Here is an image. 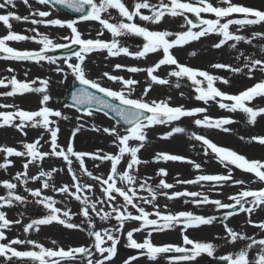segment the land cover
<instances>
[{
  "label": "snow or ice",
  "instance_id": "snow-or-ice-1",
  "mask_svg": "<svg viewBox=\"0 0 264 264\" xmlns=\"http://www.w3.org/2000/svg\"><path fill=\"white\" fill-rule=\"evenodd\" d=\"M35 2L44 8L33 9L30 0H22V3L30 9L28 15L21 16L14 11L0 13V24L6 29V34L0 36V54H3L0 55V60L46 62L48 65L54 66L51 71L63 74V79L59 83H63L70 74L80 87L72 92V104H66L64 107H73L77 112L83 109L84 115L88 117L99 113H103L104 116L113 113L115 117H118V123L122 122L127 127L123 130V134L116 125L98 127L93 124L91 127L92 131L101 132L113 138L111 143L118 149L115 154L105 152L103 149H97L94 152L75 150L73 141L77 133L84 129L83 124H78L73 128L66 145L61 146L58 142L59 127L54 118L67 120L68 117L62 111L48 106L52 99L49 93L50 80L37 77L31 81H21L15 75L10 78H0V88L11 87L10 91L0 92V95L8 97L23 96L26 93L40 95L38 110L29 111L16 105L0 104V109H13L12 111H0V128L11 127L25 136L27 135L25 129L28 127L42 128L44 133L50 135V139L47 141L50 146L49 151L40 150L42 147L40 140L44 133L33 142H23L22 151L7 145H0V154H3L0 169L6 170L12 164L10 157L24 158L25 161L22 165L23 171L17 172L12 180H0V187L7 192L6 195H0V258H2L0 264H14V260L28 261L29 264H73L78 257L86 260V264H112L118 254L121 236L126 237L125 247L138 250L137 255L129 256L123 261V264H135L141 257L146 258L152 264H155L160 258L168 260L169 264H179L182 261L193 264L202 254L213 257L218 246L212 242L194 240L185 233L189 229L210 226L214 223L221 224L225 232L224 236H218L216 239L223 240L225 244L232 246L243 242L237 251L219 256L220 260L225 264H264V236L250 237L243 232L234 230L227 223L230 217L246 213L247 224L264 233V220L259 222L251 220V216L257 209L264 211V187L259 189L244 187L228 197L231 203L211 199L203 192L188 191L187 189L168 191L174 189L177 184H201L202 182H208L212 188L224 187L229 184L231 186L245 185L244 180L234 178L233 168L230 166L252 174L253 179L248 183L264 184V160H249L231 149L218 146L203 135L192 133L190 138L202 143L204 155L214 154L217 162L223 164L227 169L226 174H200L196 175L194 179H177L173 184L164 179L168 175L167 170L160 168L156 172V175L160 177L159 182L153 186L149 183L151 177L139 176V166L147 164L149 161L141 160L138 155L148 142L149 129L156 125H173L174 122H178L182 118H195L199 114L207 112L204 107L172 106L169 102L171 97L166 100H147L146 97L154 84L170 85L171 83L169 79L162 78L157 74L161 66H175L167 73V76L177 79L178 82L174 85L176 88L180 87L181 79L187 78L196 93L194 98L197 101H202L204 104L214 101L221 109L242 111L246 114L249 124H255L258 117L264 116V107L249 106L256 98H264V79L238 94H228L215 87L214 84L219 81L228 85L230 84L229 79L181 64L171 51L212 34L220 37L218 42L212 44L215 49H221L225 45L236 49L240 42L251 44L252 39L264 38V33H253L251 38L238 33L249 25H264V10L234 3L233 0H217L216 4H213L211 0H158L157 3H153L152 0H132L130 6L125 0H35ZM55 5L70 9L79 13L80 16L78 19L67 20L51 18L52 12L45 9H51ZM15 7L16 0H0V9ZM112 10H115L118 15L114 17ZM143 10H147L148 14H145ZM188 14H192L195 21L190 19ZM202 14H208L214 18H206ZM237 15L241 18H235ZM166 17L181 18L180 28L183 30L177 32L167 29L150 30L146 26L158 25ZM137 18L144 22L143 25L136 22ZM12 21L32 25L33 27L25 31L35 33V35H25L13 31ZM81 22H96L101 26L96 32V38H85L78 29ZM39 25L67 30L68 34L60 38L64 43L56 42L50 36L40 33L36 27ZM232 26H236L235 32L230 30ZM105 30L111 34L110 40L102 39ZM130 35L143 38L144 44L140 50L131 52L128 47L122 45L120 38ZM23 41H32L40 47L35 51L19 50L9 44V42ZM230 41L233 43L229 44ZM73 46H78V50L68 56L57 57L48 54L57 49H68ZM105 52L106 60L121 55L143 60L149 54L160 52H162V57L147 67L127 66L120 63L113 65V72L122 70L130 74L146 73L149 82L143 87L140 96L134 97L133 94L140 81L131 76L125 78L108 71L102 72L97 78H90L88 75L86 62L89 55ZM261 52H264V47L261 48ZM188 54L196 55L195 52ZM242 55L243 53H241ZM236 58L240 59V56ZM244 61L243 68H247L246 75L249 79L253 78L256 71L264 73V58L244 56ZM64 66L70 72H66ZM210 67L224 69L234 74L243 72V68L233 67L230 64L215 63ZM6 71L13 72L14 69L9 67ZM25 75L27 76V73ZM105 78L120 87L114 89L104 86L101 81ZM37 81H39V87L34 86ZM180 95L183 96V93L181 92ZM217 98L219 99L217 100ZM223 101L232 103L228 104ZM76 119L79 121L81 117L77 116ZM192 122L197 127L216 128L229 132L230 129L226 125H230L234 121L230 118L213 119L208 115H203L202 119L195 118ZM185 132L184 127L176 125L160 138L168 139ZM241 139L245 138L241 137ZM247 142H255L264 146V136H252L248 138ZM46 157H56L64 162L67 173L71 177V184L65 183L59 187L49 184L48 181L52 178L53 173L63 169L52 168L50 171L41 169L38 175H29L30 165L37 160L43 161ZM86 157L94 162L99 161L100 164L109 162L110 169L107 174L95 175L88 170L85 162ZM122 161L126 164L123 170L120 168ZM159 161L187 163L196 171H201L200 163L181 155L157 152L152 162ZM74 162L78 164V169L73 167ZM100 164H96V167L99 168ZM77 171L96 183H82ZM13 180L16 182H12ZM30 180L39 182L41 187L28 188L27 184ZM18 184L25 186L24 191L32 197V202L43 206L46 210L45 215L32 219L26 224H22L21 219L10 220L7 217V213L3 209L11 208L16 203L26 204L29 202L28 197L17 194ZM96 186L100 188V196L90 198L84 195L85 192H92ZM49 188L53 192L75 199L81 204L78 215L83 219L80 223L73 222V215L76 214L71 213L68 209L56 207L60 201L44 193V190ZM144 192L147 193V196L141 195ZM158 196H163L168 200L185 198V204L192 203L197 207L210 205L214 206L217 212L222 209L234 211H226L222 216L196 215L190 211L161 212L155 203ZM145 204L152 205L153 211H146L143 206ZM105 205L110 210H105L103 207ZM94 216L105 223L113 220L116 223L110 227L97 229ZM127 222H139V226L125 233ZM53 223L67 229L86 231L87 236L91 238V243L88 246L82 245L65 249L57 246L56 241H52L54 247L49 248L29 238L30 232H39L41 226ZM84 224L87 225L86 229L82 226ZM12 225H21L24 233L23 239L18 236L12 239L7 237L6 230ZM177 225L181 226L182 244L158 245L153 242V233L172 230ZM141 232H146L147 235L138 242L134 238V233ZM22 245L31 247L27 250H19L17 246ZM94 253L98 254V258ZM169 253L181 255L169 257L166 255Z\"/></svg>",
  "mask_w": 264,
  "mask_h": 264
},
{
  "label": "rangeland",
  "instance_id": "rangeland-1",
  "mask_svg": "<svg viewBox=\"0 0 264 264\" xmlns=\"http://www.w3.org/2000/svg\"><path fill=\"white\" fill-rule=\"evenodd\" d=\"M125 2L130 6L132 4V0H125ZM153 3H157L158 0H152ZM213 4H216L217 0H211ZM234 3L243 4L245 6L258 8L261 10H264V0H233ZM30 3L32 4L33 9L38 8H44V6L38 5L35 0H30ZM50 10L52 12L51 18H59L62 20L67 19H73L69 18L68 16L56 12L54 9H45ZM6 11H14L17 14L24 16L28 15L30 12V9L26 7L22 0H16V7L15 8H9V9H0V13L6 12ZM145 14L147 13V10H143ZM112 15L115 17L118 14L115 12V10H112ZM205 15L206 18H214L208 16V14H202ZM168 18L171 19V17H166L162 23L158 25H146L150 28V30H170L173 32L181 31L183 29L181 28H172V25L169 24ZM235 18H241L240 16H236ZM178 20L179 25L182 23L181 18H172ZM114 22V21H113ZM136 22L138 24H142L144 22L139 21L137 18ZM168 22V23H166ZM13 25V31L25 35H35V33L26 32L25 30L33 27L32 25L28 23L23 22H16L12 21ZM38 28V31L40 33H43L45 35L50 36L54 41L64 43L63 40L60 38L64 35L68 34V31L65 29H59L56 27H45L44 25L36 26ZM100 25L96 22H81L78 25L79 31H81L85 38H96V32L100 29ZM197 30V29H194ZM231 31H236V26H232ZM261 32L264 33V25L257 24V25H249L245 28L241 29L238 34L244 35L248 38L252 37L253 33ZM6 34V29L0 24V36ZM138 36H125L121 37V43L123 46H126L129 48L131 52H136L140 50L143 45H137L133 46L131 45V41L134 40ZM143 39L142 37H139ZM104 40H110L111 34L108 33L105 30V35L102 37ZM220 37H218L215 34L209 35L207 37H203L200 40L192 41L191 43L184 45L182 48H174L172 49L173 55L178 59V61L181 64L187 65L189 67L205 70L208 71L210 74H213L214 76L224 77L230 80V84L225 85L223 83H220L219 81H216L214 86L220 89L221 91L228 93V94H238L240 91L245 90L248 87H251L256 82H258L261 79H264V73H261L259 71H256L254 73V76L252 79H249L246 75L247 68H243L244 66V56L253 57V58H264V52H261V48L264 47V38L258 37L255 39H252L251 44L240 42L237 44L236 49L230 48L228 45H225L221 49H215L212 47V44L218 42ZM233 43V42H229ZM10 46L19 49V50H38L39 45L32 41H23V42H9ZM195 52L196 55L190 56L188 53ZM241 53L243 55L241 56ZM49 55L62 57L57 54H55V51L48 53ZM3 55V54H0ZM106 56L105 53H93L90 54L87 62H86V68L88 69V75L90 78H97L102 72L108 71L114 75H121L125 78H128L131 76L132 78L140 81L139 85L136 86V92L133 94L134 97L140 96L143 87L149 82L146 78V73L144 72H138L135 74H130L126 71L118 70L113 72V65L120 63L127 66H138V67H147L152 65L154 62H156L159 58L162 57V52L160 53H153L149 54V56L146 59L143 60H136L131 57L127 56H118L114 58L105 59ZM240 56V59H237L236 57ZM60 62V61H58ZM74 62V59H73ZM62 63V62H60ZM215 63H223V64H230L233 67H241L243 68V72L240 74H234L232 72H229L224 69H214L210 67L211 64ZM47 64V63H46ZM37 65H40V71L43 72L41 78L47 79L49 75L47 74H54L53 71H48L49 68H52L54 66L49 65L45 67L44 62L40 63H34L31 64V67H35ZM48 65V64H47ZM10 66H0V78L3 77H11L15 75L18 80L21 81H31L39 77L37 68H32L30 72H27V67L25 68L26 71L24 73H18L17 71H22L21 68L10 67L14 68V73L6 71L7 68ZM23 67V65L21 66ZM42 67L44 69H42ZM65 71L70 72V70L67 69L66 66ZM175 66H161V68L158 70V75L162 78H167L171 81L170 85H153L152 90L150 91L149 95L146 97L147 100H166L169 97H171V100L169 101L172 106H178V105H184L186 108H194V107H204L207 109V112L204 114H199L195 118H203V115H208L212 117L213 119H219V118H230L232 121H234L230 125H226L230 129L229 132H224L220 129L216 128H206V127H197L192 121L195 118H182L178 122H174L173 125H156L153 128L148 130V142L146 146L141 149V151L138 153L141 160L149 161L147 164H142L139 166V176L140 177H151L152 179L149 181V183L153 186H155L158 182L160 177L156 175V172L160 168H165L168 172V175L164 177L168 183L175 184V181L177 179L182 180H189L194 179L196 175L200 174H221L227 172V169L224 167L223 164H220L217 162V160L214 157V154L205 156L204 155V147L202 146V143L199 141H196L195 139L190 138L192 133H196L198 135H203L207 137L209 140H211L213 143L217 144L218 146L225 147L228 149H231L238 154L244 155L247 159H257V160H264V146L259 145L258 143L247 142L248 138L252 136H264V116H260L257 118V121L255 124H249L247 122V116L242 111H228L225 109H221L218 104L214 101H209L208 104H204L202 101L195 100V91L193 90V87L191 86L190 81L187 80V78H183L179 81L180 87L176 88L174 85L178 82L176 78L174 77H168L167 73L174 68ZM27 73V76L25 75ZM55 77L54 81L56 86L52 88V92L49 88V93L52 97L51 101L49 102L48 106L55 109L60 110L64 115L68 117L67 120L54 118L57 120V126L59 127V133H58V142L61 146L66 145L68 139L71 136V132L73 128H75L78 124H83L84 129L77 133L73 143L74 148L77 151H84V152H94L97 149H103L105 152L113 153L115 154L118 149L111 143L112 137H109L106 134H103L101 132H94L91 130V127L93 124H96L98 127H111L113 125H116L112 120L107 118L106 116L102 114H94L92 117H88L84 115L83 113L76 112L75 110L71 108L64 107L65 104V94L68 89V87L75 83L74 78L66 79L63 83H59L61 81L62 77L56 75L52 76ZM60 77V78H59ZM101 83L104 86L111 87L114 89H118L120 86L118 84H113L110 81H107L105 78L101 81ZM35 87H39V81H37V84L34 85ZM206 86V85H205ZM11 87L9 86L8 89L0 88V92L4 91H10ZM183 93V96L180 95V93ZM36 93H26L23 96L16 95V96H3L0 95V104H6V105H16L21 109L24 110H38L40 107L39 105V99L40 95L35 97ZM6 98V99H5ZM219 98H217L218 100ZM224 103H232L231 101H223ZM251 107H264V98H256L253 102L249 104ZM13 109L7 108V109H0V111H12ZM80 116L81 119L77 121L76 117ZM179 125L181 127H184L186 129L185 133L182 134H176L168 139H161L160 136H162L165 132L170 131L171 127ZM117 126V125H116ZM119 129L120 127L117 126ZM121 130V129H120ZM27 135H22L20 132H17L14 128L11 127H4L3 129L0 128V145H7L10 147H14L17 150H23V142H33L37 138L41 137V134L44 133V130L42 128H32L28 127L25 129ZM121 133L123 134V131L121 130ZM241 137H244L245 139L242 140ZM50 135L47 133L43 134V138L40 140V143L42 145L41 151H49L50 146L47 141H49ZM157 152H166L176 155L184 156L190 160L195 161L196 163L201 164V171H196L193 169V167L187 163L182 162H152L153 157ZM12 161V164L5 170L0 169V180H12V177L19 171H23L22 165L25 162L24 158H17V157H10L9 158ZM0 162H3V154H0ZM86 167L88 170L92 171L95 175H101V174H107V172L110 169V163L104 162L103 164H100L99 161H93L90 158H85ZM96 164H100L99 168L96 167ZM29 167V175H38L39 171L41 169L45 171H50L52 168L57 169H63L62 171L53 173L52 178L48 181L50 185L54 186H62L63 184H71V177L67 173L66 166L64 162L56 157H46L43 161L37 160L34 164L30 165ZM126 164L124 161L121 163V170H123V167H125ZM73 167L75 169H78V164L74 162ZM233 168V175L235 179H241L246 182L245 185H237V186H231L230 184L224 187H216L212 188L210 187L208 182H202L201 184H188V185H180L177 184L174 189L168 190V191H183L187 189L188 191H197V192H203L211 199H219L224 203H231V201L228 200V197L230 195H234L237 192H239L242 188L248 187L251 189H259L261 187H264V184H261L259 182L257 183H248L253 179V175L250 173L242 172L240 169H236L234 166H230ZM77 175L80 176L82 183H88V184H95L96 182L92 181L87 176L82 175L77 171ZM16 182V181H12ZM24 185H19L16 189L17 194L24 195L28 197V203L26 204H14L11 208H5L3 209L7 213V217L10 220H16L21 219L22 224H26L30 222L32 219L41 218L43 215L46 214V210L43 208L42 205H36L34 202H32V197L28 196V193L24 191ZM27 187L30 189H36L40 188L41 184L39 182H35L31 180L28 182ZM44 193L46 195L52 196L55 200L60 201L56 205V207H59L61 209H68L71 211V213L76 214L73 215V222L80 223L83 219L81 216L78 215L81 204L76 201L75 199H72L70 197H66L64 195L55 193L49 189H45ZM7 192L5 189L0 187V195H6ZM100 188L96 186L92 192H85L84 195L89 196L90 198L98 197L100 196ZM141 195L147 196V193H141ZM185 198H178L174 200H168L163 196H158L156 200V205L158 206L159 210L161 212H171L176 213L179 211H190L193 212L196 215H217L222 216L225 212V209L220 210L217 212L214 209V206L210 205H203L200 207H197L193 205L192 203H184ZM190 199V198H188ZM122 203V201H119ZM146 209V211L152 212L153 207L152 205H143ZM98 207H101L98 205ZM105 210L107 209L106 205ZM131 210V209H130ZM134 212V210H132ZM21 214L22 217H21ZM94 215V214H93ZM154 218V217H152ZM95 223L97 226V229L101 227H110L114 225L116 222L110 221L108 223L102 222L99 220L98 217H95ZM248 216L246 213H240L238 215H234L233 217H230L227 223L230 227H232L234 230L238 232H243L248 236H255L257 238L264 236V233H261L258 228H255L249 224H247ZM251 220L254 222H259L261 220H264V211H260L257 209V211L251 216ZM85 229L87 228V225H82ZM139 222H127L125 226V233L128 230H131L132 228L138 227ZM190 238L197 240V241H204V242H212L216 244L218 247L216 251L213 254V257H208L206 254H202L193 264H225L224 261L220 260L218 257L221 255H226L229 253H233L237 251L241 246L243 242H238L235 246L227 245L224 243L223 240L216 239L218 236H224V228L219 223H214L210 226H202L197 229H189L187 233ZM6 235L9 239L20 237L21 239L24 238V233L22 231L21 225H12L8 230H6ZM146 232L141 233H134V238L139 242L142 241L144 236H146ZM181 236V226L177 225L172 230H168L165 232L160 233H153V242L156 244H175L180 245L182 244V240L180 238ZM177 237L179 238L177 240ZM29 238L36 240L46 247L52 248L54 245L52 244V241L57 242V246L64 247L65 249L69 247H79V246H88L91 243V238L87 236L86 231L82 232L79 230H72L64 228L63 226L53 223L52 225L47 226H41L39 232L32 231L29 233ZM127 241L125 236H121L119 245H118V254L112 261V264H123V261L126 260L129 256L137 255L138 250L131 249L128 247H125ZM19 250H27L31 246H17ZM190 247V246H189ZM94 251V250H93ZM94 255L98 258V254ZM169 257H175L179 256V253H169L166 254ZM2 259V258H0ZM14 264H29L28 261H21V260H14ZM73 264H86V260L83 258H77ZM135 264H152V262H149L146 258L141 257ZM155 264H169V261L163 258L158 259ZM179 264H190V262H179Z\"/></svg>",
  "mask_w": 264,
  "mask_h": 264
},
{
  "label": "bare ground",
  "instance_id": "bare-ground-1",
  "mask_svg": "<svg viewBox=\"0 0 264 264\" xmlns=\"http://www.w3.org/2000/svg\"><path fill=\"white\" fill-rule=\"evenodd\" d=\"M168 22H169L170 25H172V28H175V27L178 28V29L180 28V25L178 23V20L172 19V18L171 19L168 18ZM168 22H166V23H168ZM34 63H36V62H33V61H8V60H0V66H2V65H4V66H10V67H15L16 66L17 68H21L22 71L18 70L17 71L18 73H21V72L24 73L26 71V69H25L26 67L28 68L27 69V72L28 73L30 72V70L32 68H37L38 70H36V71L38 72L39 78H41L40 75H42L43 72H39L40 71V65H37L35 67H31V64H34ZM44 63H45V65H44L45 67L49 66V65L46 64V62H44ZM22 65H23V67H21ZM12 69H14V68H12ZM42 69H44V68L42 67ZM50 70H51V68L48 69V71H50ZM11 73H14V71L11 72ZM47 75H49L47 77V79L50 80L49 88H50V91L52 92V88L56 86L55 81H54V78L55 77H52V76L58 75V76L62 77V78L59 77L60 79H63V74H58V73L54 72L53 75L51 73L50 74H47ZM71 78H72V76L69 74L68 77H67V79H71ZM41 79H43V78H41ZM37 96L38 95L36 94L35 97H37ZM17 132H19V131H17ZM30 168H31V166H30ZM180 238L182 240V236H180ZM178 239L179 238L177 237V240Z\"/></svg>",
  "mask_w": 264,
  "mask_h": 264
},
{
  "label": "water",
  "instance_id": "water-1",
  "mask_svg": "<svg viewBox=\"0 0 264 264\" xmlns=\"http://www.w3.org/2000/svg\"><path fill=\"white\" fill-rule=\"evenodd\" d=\"M56 10H59V11H62V12H64V13H66V14H69V15H71V16H74V17H79L80 16V14L79 13H75V12H73V11H71L70 9H67V8H64V7H61V6H59V5H55V6H53ZM190 19H192L193 21H195V18L194 17H190ZM74 51H76V49H74V48H69V49H62V50H59V52L60 53H72V52H74ZM80 87V85H79V83L78 84H74L73 86H71L70 88H69V91H68V93H67V97H66V102H67V105H71L72 104V99H71V96H72V92H74L77 88H79ZM92 91H94V90H92ZM80 112H83V109H81V111ZM108 117L110 118V119H112L113 121H115L117 124H119L121 127H122V129L124 130L127 126L126 125H123L122 124V122H119L118 123V117H115V115L113 114V113H109L108 114ZM228 211H234V210H232V209H228Z\"/></svg>",
  "mask_w": 264,
  "mask_h": 264
}]
</instances>
